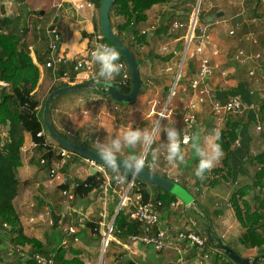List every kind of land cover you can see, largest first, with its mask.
<instances>
[{
    "label": "crops",
    "instance_id": "obj_1",
    "mask_svg": "<svg viewBox=\"0 0 264 264\" xmlns=\"http://www.w3.org/2000/svg\"><path fill=\"white\" fill-rule=\"evenodd\" d=\"M39 1L24 0L28 9L17 5L15 2L3 4L6 5V10H10L13 16L5 15L2 17H11L14 21L16 34L21 41V45L40 69L39 86L33 93V98L41 104L39 111L41 115L45 101L51 93L52 88L61 83L68 82L67 80H57L55 72L45 67V63L49 59L51 43L54 40H58L61 51L73 57L75 54L86 50L95 37H103V34L100 21L102 0H53L52 4L44 2V6H41ZM198 1L196 6V3L192 5L188 0H170L167 4L156 5L147 12V21L135 25L134 30L137 34L134 33V30H126L120 33L123 43L131 46V48L128 47L132 51L135 50V56H139L138 58L142 62L140 71L144 93L143 95L140 94L141 99L138 103L122 107L108 95L92 94L96 92L81 90L72 94L70 93L58 100L54 108L56 116L52 117V120L59 133L67 135L79 143H88L90 145L89 148L92 150H94L92 145L97 140L111 138L131 126L141 129L148 128L152 131L156 128L155 131L160 133L162 127L168 123L175 125L181 131V147L185 153L184 163L173 168L161 156L158 167L156 169H149V171L182 185L194 196L196 204L186 208L185 217L173 216L169 213L168 209L163 210L161 212L162 229H168L172 233L179 230H198L200 233H203L202 229L205 231V226L210 225L215 236L221 238L225 245H228L243 257L255 258L257 256H264V247L249 248L241 242L246 229L238 221L231 202L232 197L238 190L247 186H250L252 190L244 198V201L251 205L252 211L256 212L257 206L260 204L256 203L257 197H259L260 201L264 200V195L257 191L258 188H264V181L261 185L253 186L256 181L258 168L261 166L255 157L264 153V130L260 133L257 131V127L261 125L259 115L254 110L250 111L249 122L254 127L252 128L251 124H249L248 130L247 128L243 129L244 125L239 116H228L223 120L217 119L212 114L210 103H199L197 96L189 89L191 76L188 78L186 76L185 78L183 74L182 77L184 79L182 78L180 84H177L175 88L177 95L171 103V101L169 102L170 96L167 88L171 90L175 83L173 84L168 76H162V73L159 75L160 72H155L156 67L160 68V64L163 71L169 68L173 70L176 67V62L181 54L185 52L184 50H186L187 27L198 7ZM88 3H92V6H88ZM34 4L37 5L35 8L38 10L45 8L44 13H41V17H38L36 11L32 10L31 7ZM185 8L193 9L186 11ZM200 9V23L209 27V34L213 42L220 49L218 57L208 55L216 66L215 75L211 80L214 94L222 101L227 100L231 95L235 94L247 103L250 102L248 104H251V100H253L251 96L252 92H250L251 88H256L257 94L263 95V70L253 61L243 65L238 63L235 58L241 51L247 55L257 53L264 55V0H202ZM50 13H52V18L47 23L46 31H43L37 24ZM220 13L222 15L218 17ZM23 16H26L24 20L21 19ZM55 20H57L56 23ZM217 20L220 21L218 25L215 24ZM155 22H159V27L156 32H150L145 35L146 40L143 43L146 44L147 48L144 52L140 53L135 48L133 40H138L141 37L142 31L148 30ZM175 22L184 23L185 27L172 31L171 28ZM124 23L125 19L122 16L116 12L111 13V25L116 35L117 30ZM53 25L55 26L54 39L51 37L49 31ZM164 48H167L166 52ZM170 55L173 56L170 62H160L158 59ZM230 64L232 65V74L230 79H227V76H223L222 74L228 73L229 70L225 68ZM183 67L184 64L182 70ZM248 72L250 75L251 72L255 73L254 76L256 74L259 75V78L256 79L257 84L251 82V80H244L245 74ZM194 75H192V78ZM184 81L188 82V87L184 86ZM83 82L89 81L84 79L83 75H80L77 79V84ZM260 97L264 99V95L258 96V98ZM191 102L196 104L194 111L186 109ZM253 103L257 102L253 101ZM165 110H167L166 117L161 118L159 113ZM190 112L196 115V128L193 136H196L198 140L202 141L204 137L211 133L215 126L221 127V133H224V136L227 137L226 140L230 138V133L235 134L236 138L232 146V157L227 159L224 153L216 166L203 177L195 175L196 157L191 146L192 139L189 144H182L183 136L187 132L184 118ZM245 116L246 118L249 117L248 113ZM79 118L80 120H78ZM159 133L153 148H156L161 141L164 142L166 140V134L162 133L160 141ZM260 134L263 136L261 137ZM128 151L130 150L125 149V154ZM135 151L140 152L143 149L137 147ZM21 156L22 163L16 169V177L20 183V188L14 201L15 210L19 216L24 234L28 238L39 240L45 250L54 251L52 249L53 242L51 241L50 233L47 237V242L42 240V236L47 233L48 229L45 226V220L40 218L41 216L44 217L41 212V205L47 204L51 195L59 191L61 197L55 203L56 208L50 210V213H52L53 228H60L63 243L64 241L67 242L66 246L63 243L61 246L65 248L68 256H71L70 249L72 248L81 250L82 254L80 256H83L85 254L83 248L88 250V246H93V243L95 244L102 240L103 249L105 238L108 237V242L102 252L103 256L107 245H122L124 252L117 256L119 264H123L122 257L126 260V263L131 262L132 264L227 263L226 258H224L221 252H218L216 247L193 248L188 244L176 242L175 236L170 237L165 249L160 253H156L152 247L134 241L132 238L128 241H122L113 235V238L109 240L110 236L108 232L112 227L114 219L107 231L104 232L105 219L109 215L106 203L102 206L103 211L100 213V217L104 219V222L101 219L98 222L94 220L100 227L97 233L92 232L87 227L88 222H86V226L85 223L84 225L82 223L84 222V218H81L82 216L84 217L83 209L85 207L88 209L92 208L91 199L95 198L97 192L104 194V191L100 188L95 189L89 195H77L75 191L77 188L74 189V185L72 184L75 182H85L91 175L100 174V172L96 168H93L87 162V159L81 156H79L81 157L80 159L73 157L74 162L70 166H68V163L65 168L69 182L61 185L50 178L48 169L44 170L43 166H41V154L37 151V145L30 134L25 135V143ZM150 159L151 156L149 157ZM93 169L96 170L95 174H93ZM128 184L125 183L122 186L126 188ZM150 185L148 191L156 194L159 189L154 191L155 187L152 184ZM66 190L74 194L75 199L73 201L63 196V191ZM135 191L137 192V190ZM164 192L161 189L160 194L164 195ZM105 195L107 196L106 193ZM130 196L133 200L134 194L130 193ZM102 201L103 199L100 198L99 203ZM178 201L180 200L178 199ZM75 203L77 205L71 207V204L75 205ZM130 209L127 207L125 211L129 213ZM263 210L264 208L258 209V212L264 217ZM53 213H55L56 220L53 217ZM78 217L82 221L81 227L83 230L79 229L78 226L72 225L78 232L72 236L67 235L64 230L69 227V224L74 223L71 218L75 220ZM63 222L66 225L62 226ZM89 222L93 221L90 220ZM258 231L264 236V224ZM6 237L11 236L0 231V246ZM75 238H78L77 242H75ZM77 245L79 247H76ZM18 249L20 252L17 256L18 264H28L27 262L33 254H30L32 252L31 246H19ZM10 254L7 253V257H5L4 253H2V256L0 255V264H10ZM17 262L14 261L11 264H17Z\"/></svg>",
    "mask_w": 264,
    "mask_h": 264
},
{
    "label": "trees",
    "instance_id": "obj_2",
    "mask_svg": "<svg viewBox=\"0 0 264 264\" xmlns=\"http://www.w3.org/2000/svg\"><path fill=\"white\" fill-rule=\"evenodd\" d=\"M169 1L170 0H115L111 13L116 12L125 19V23L117 30V37L123 42L120 36L121 32L134 30L136 24L147 21V12L149 10L156 5L167 4ZM134 33L137 34L135 30ZM138 40L145 42L146 37L141 36ZM103 42L113 47L104 37ZM129 47L131 48V46ZM136 58L139 66L141 67L142 62L139 61L140 59L138 57ZM172 58L173 56L170 55L158 59L160 62H170ZM120 60L126 63L121 54ZM67 69L70 70V79L68 82L54 86L51 92L64 86L77 84V72H75L72 68L62 67L58 71L59 78L64 76L65 72L68 71ZM127 70L130 75V79L126 86L118 84L120 82L121 75L119 77H115L112 82L125 94H129L133 86L130 69L128 68ZM185 70L188 76L194 75L196 72L194 61H187L185 63L182 74H184ZM39 80L40 69L38 65L34 63L30 54H28L21 45V41L16 34L14 22L8 17L0 18V130L1 128H5L7 131V135L5 137H1L0 135V231L11 236V242L15 247L29 245L33 248L34 253H41L48 257H52L55 261L54 264H85L80 259L82 252L79 249L72 248V256L69 257L65 248L60 247L54 251H48L44 249L43 244L39 240L28 238L23 232L19 216L15 210L14 201L20 188V183L16 177V169L22 163L21 153L25 143V135L30 134L32 136L33 141L37 145V151H39L42 157H46L48 159V164L43 166L44 170L49 169L55 161V153L47 151L43 146L44 139L39 137V133L45 129L43 118L39 114L41 104L33 98V93L39 85ZM181 80L182 77L180 78L178 84H180ZM167 90L170 91L169 88H167ZM142 91L143 90H141V92ZM92 94L102 93L96 92ZM176 95L177 92L175 90V94L171 100H173ZM230 97H238L245 104L250 103H247L235 94ZM253 101L254 100H251V104H254ZM42 112L43 110L41 111V115ZM259 115L260 119L264 121V104L260 108ZM46 134L47 137L51 139L47 131ZM60 134L71 141L90 147V145L86 142L79 143L76 140H72L67 135L62 133ZM226 139L227 137L224 136V133H221L219 143L222 145L223 152L226 154L228 159L232 157V146L236 141L235 134L230 133V138L228 140ZM152 147H154V144ZM75 157H77V159L81 158L78 155ZM149 157L150 152L147 155V159H149ZM255 159L258 164L262 166V170L257 171L256 181L253 186L261 185L264 181V153L257 155ZM73 162L74 159L69 162L68 166H70ZM106 170L111 177H113L112 173L108 169ZM146 170H149V168H146ZM132 179L133 177L128 174V181L126 184H128ZM104 181V178H102L99 173L91 175L85 182H77L79 186L75 190L76 194L89 195L95 189H100L103 186ZM149 186L151 185L142 181L138 185H135L134 190L142 192L144 202H161L164 207L159 208L160 213L163 210H166L172 202L178 201L175 196L166 191L164 192V195L160 194L161 189H159L156 194L149 192ZM251 190L250 186L241 188L232 197L231 202L238 221L246 229V233L243 235L241 242L249 248H260L264 247V236L258 230L264 224V217L259 214L258 209L264 208V200L260 201L259 197H257L256 203L258 202L260 204L257 206L256 212L252 211L251 205L244 201V198ZM56 222L58 223V221ZM5 225L9 228H5ZM87 227L92 232L97 233L100 225L98 226V224L93 221L88 222ZM195 231L199 233L198 230ZM202 231L205 233L204 229H202ZM142 234V224L133 221L131 219V213H127L125 209H122L115 222L114 237L122 241H128L131 238L141 236ZM206 247L215 246L208 241ZM220 252L223 254L224 258H226V264H234L222 251ZM263 261L264 260L261 262ZM27 263L35 264L32 260H29ZM122 263L132 264L131 262L126 263V260L123 257Z\"/></svg>",
    "mask_w": 264,
    "mask_h": 264
},
{
    "label": "built area",
    "instance_id": "obj_3",
    "mask_svg": "<svg viewBox=\"0 0 264 264\" xmlns=\"http://www.w3.org/2000/svg\"><path fill=\"white\" fill-rule=\"evenodd\" d=\"M202 0L198 1V7L191 17V21L187 27L188 29V36H187V55L190 56L193 61L196 63L198 62V67L195 72L194 77L190 81V89L192 92L197 96L198 102L201 104L210 103L212 114L219 120H223L228 116H240L242 115L247 109L255 110L258 107L256 104L247 105L242 102V100L238 97H229L227 100L222 101L219 99L215 94L211 87V80L215 75L216 66L212 63L211 57L208 56L210 54L212 57H218L220 55V49L218 46L213 42L211 35L209 34V27L200 23V8H201ZM88 6H92V3H88ZM83 7V6H81ZM220 23L219 20L215 21V24L218 25ZM159 27V22H155L152 24L148 30H143L141 36H145L150 32H156ZM185 27L184 23L175 22L172 26V31H176ZM233 34V32H231ZM135 48L140 52H144L147 48L146 44L140 42L137 39L133 40ZM192 43L195 44L194 49L191 50ZM105 44L103 42V37H95L88 48L84 51H81L75 54L73 57H70L61 51V46L58 43V40H54L49 48V59L45 63V67L55 72L57 80H69L70 79V70L65 72L64 76L59 78L58 71L62 67L72 68L75 72H77V79L80 75L84 76V79L92 82V76L96 72L97 68L94 61L91 58V53L95 50L99 45ZM164 51H167V48H164ZM236 61L243 65L248 64L250 62H255L261 70H264V55L261 53H257L254 55H247L244 52H239L236 56ZM120 62L123 64V72L121 75V80L119 84L121 86H126L129 82L130 75L128 73L127 65L124 61ZM167 72L172 71V69H167ZM226 76V73L222 74ZM255 73L251 72V76H254ZM181 75L177 81L179 80ZM176 81V80H175ZM177 86V85H176ZM175 94V90L171 93ZM253 94V93H252ZM172 95V97H173ZM118 109L117 107H115ZM188 111H194L196 109V104L191 102L187 108ZM85 113V112H83ZM167 114V110L159 113L161 118H165ZM164 116V117H162ZM185 126L187 129L186 134H184L182 139V144L187 145L191 142L192 136L194 134V130L196 128V115L193 112L187 114L184 118ZM45 128V127H44ZM219 128L220 126H215L214 129ZM263 128L260 126L257 127V131L260 133ZM39 137L44 139L43 146L44 148L54 155V163L49 167L48 172L50 177L59 182L61 185L67 184L69 182V177L65 171L67 164L75 157L77 154L68 151L58 145L55 141L47 137L46 129H43L39 133ZM87 162L100 172L102 178H104V184L101 188L105 191L110 189L122 188V200L121 210L126 209L127 207L131 208V219L138 223H141L143 226V234L138 237L132 238L134 241L140 242L147 246H151L156 253L162 252L167 242L170 240V237L175 236L176 242L182 244H188L191 247H195L197 249H203L207 246L208 238L205 233H198L196 231H186V230H179L175 233H172L168 229H162L161 227V213L159 212L160 207H164L161 202L154 203V202H143V197L141 192L138 190L134 192L135 187V180L132 179L128 186L124 188L123 184H118L113 177L108 173L106 168L101 165L96 164L90 160ZM41 166H46L48 164V159L46 157L40 158ZM262 170V166L258 168V171ZM72 185L74 189L78 188V183L75 182ZM257 191L264 195V188H258ZM121 193V192H120ZM130 193L134 194V199H131ZM63 196L68 198L70 201L75 199V196L70 191H63ZM186 208L181 201H174L172 202L169 207V213L173 216H180L185 217L186 215ZM120 210V211H121ZM264 212V210H263ZM43 219V216L40 217ZM53 224V222H51ZM5 228H9L5 225ZM156 229V230H155ZM64 232L69 235L77 234V229L74 226H69L64 230ZM109 236L115 234V226L113 225L109 229ZM78 241V238H75V242ZM64 246L67 245V242L64 241ZM29 260L35 262V264H54L55 261L52 257H48L41 253H34L30 256ZM28 260V261H29ZM264 264V261L259 263Z\"/></svg>",
    "mask_w": 264,
    "mask_h": 264
},
{
    "label": "clouds",
    "instance_id": "obj_4",
    "mask_svg": "<svg viewBox=\"0 0 264 264\" xmlns=\"http://www.w3.org/2000/svg\"><path fill=\"white\" fill-rule=\"evenodd\" d=\"M91 58L97 70L91 78L90 87L110 85L114 78L119 77L123 72L120 53L109 45H99L91 53ZM162 133L166 134L164 142L161 141ZM220 136L221 130L216 128L202 141L196 136L192 137L191 146L196 157L194 171L197 177H203L223 157V147L219 143ZM159 137L161 143L153 148V144L157 141L156 132L148 128L141 129L131 126L111 138L97 140L92 147L104 168L112 173L113 179L118 184H125L128 181V174L135 177L146 168L156 169L161 156L173 168L184 163L185 153L181 147V131L175 125L168 123L162 127ZM137 147L142 148L143 151H135ZM125 149L130 151L125 154ZM149 150L150 160L147 159Z\"/></svg>",
    "mask_w": 264,
    "mask_h": 264
},
{
    "label": "water",
    "instance_id": "obj_5",
    "mask_svg": "<svg viewBox=\"0 0 264 264\" xmlns=\"http://www.w3.org/2000/svg\"><path fill=\"white\" fill-rule=\"evenodd\" d=\"M114 2L115 0H102L101 2V7H100L101 30L103 37L124 57L128 65V68L130 69L132 75V81H133L131 92L129 94H125L112 83L107 86H101V87L97 86L95 88L90 87L92 82H83L72 86H64L54 90L49 94V96L45 101V105L42 112L44 127L53 141H55L62 148L71 151L77 154L78 156H81L82 158L95 162L96 164L101 166L103 165L99 159V156L95 153L94 150H92L87 146L78 144L74 141L67 139L57 131L52 120V108L56 100H58L63 95L68 93L78 92L81 90H87L89 92H100L102 94L110 96L115 102L120 104H129V103L131 104L139 97L142 90V76H141L140 66L133 51L117 37V35L115 34L112 28L111 9L113 7ZM221 15L222 13L218 14V17H220ZM56 21L57 20H55V23ZM54 30H55V26L53 25L49 29L51 33V37L53 39L55 38ZM186 56H187V49L185 50L182 66ZM182 66L177 74L175 84L172 87V92L176 88L177 81L182 72ZM172 95L173 93L170 94L169 102L171 101ZM95 173L96 170L93 169V174ZM133 179L135 180V184H138L141 181L147 182L155 187L154 191H156L157 189H162L170 193L171 195L179 199L187 207L196 204V200L194 196L190 194L189 191H187L182 185L167 178L158 176L149 170L144 169L139 176H135L133 177ZM120 210H121V204L118 206V210L114 218V221L112 223V226L114 225ZM53 217L56 220L55 213H53ZM205 234L208 238V241L211 244H213L217 248V250L222 251L225 254V256H227L234 264H258L262 260H264V256H257L255 258L243 257L237 251H235L228 245H225L221 238L215 236L211 230L210 225L205 226ZM107 238L108 237L105 238V241L103 243V251L105 249L106 243L108 242ZM102 259H103V253H102Z\"/></svg>",
    "mask_w": 264,
    "mask_h": 264
},
{
    "label": "rangeland",
    "instance_id": "obj_6",
    "mask_svg": "<svg viewBox=\"0 0 264 264\" xmlns=\"http://www.w3.org/2000/svg\"><path fill=\"white\" fill-rule=\"evenodd\" d=\"M192 5H194L195 3V6L197 5V1L198 0H188ZM12 2H15L17 5H21V7H24V8H26V9H28L27 7H26V4L24 3V0H0V18H4V17H2V16H5V15H10V16H13L11 13H10V10L9 11H7L6 10V5H3V4H8V3H12ZM44 2H49V3H53V0H40L39 1V4L42 6L43 4H44ZM37 5L36 4H34V5H32V10H35L36 11V13L38 14V17H41L42 15H41V13H44V11H45V8H40V10H38L37 8H35ZM44 6V5H43ZM194 6V7H195ZM37 9V10H36ZM193 8H185V10L186 11H191ZM26 16H23V17H21V19L22 20H24V18H25ZM8 18H10L11 19V17H8ZM52 18V13H50L49 15H47L46 17H44L43 18V20L41 19L39 22H38V26L43 30V31H46V26H47V23L49 22V20ZM12 20V19H11ZM13 21V20H12ZM14 22V21H13ZM14 26H15V24H14ZM48 28V27H47ZM194 46H195V44L194 43H192V46H191V50H193L194 49ZM185 51V50H184ZM133 52H134V54H136V52H135V50H133ZM145 54V53H144ZM184 54H185V52H183V54H181V56L179 57V59H178V61L176 62L177 64H176V67L172 70V71H170V72H167L166 70L167 69H165V71H163V68H161V64H160V68L158 69L157 67H156V69H155V72H160V74L159 75H161V73H162V76H168L169 77V79H170V81H172V83L174 84L175 83V79H176V77H177V74H178V72H179V70H180V68H181V66H182V62H183V59H184ZM209 55V54H208ZM210 56V55H209ZM139 57V56H138ZM140 61V60H139ZM187 61H190V62H193V59L190 57V56H186V58H185V61H184V65H185V63L187 62ZM194 66H195V68H196V70H197V67H198V62H194ZM226 70L228 69L229 71H228V73H227V79H230V76H231V70H232V65L230 64V65H227L226 66V68H225ZM263 72V74H264V70L262 71ZM155 76V75H154ZM186 76H187V78L189 77L187 74H186V70L184 71V74H183V77H185L186 78ZM181 77H182V73H181ZM182 77V78H183ZM257 78H259V75H257L256 74V76H251L250 74H249V72L248 73H246L245 74V79L244 80H251V82H254L255 84H257V82H256V79ZM184 79V78H183ZM191 79H192V76H191ZM185 82V83H184ZM183 83H184V86L186 87H188V82L187 81H184ZM39 86V85H38ZM173 86V85H172ZM171 86V87H172ZM189 87H190V85H189ZM38 88V87H37ZM190 89V88H189ZM37 90V89H36ZM171 90H172V88H171ZM171 90L169 91V96H170V93H171ZM250 92H252L253 94V100L254 101H257V106L258 107H256V109L254 110L258 115H259V111H260V108L262 107V105L264 104V99H262V97H260V98H258V96H263L264 95V92H263V95H259V94H257V89L256 88H251V90H250ZM143 93H144V89H143V91L141 92V95H143ZM68 94H70V93H68ZM68 94H65V95H63L62 97H64V96H67ZM72 94V93H71ZM251 95V96H252ZM62 97H60V98H62ZM59 98V99H60ZM58 99V100H59ZM140 99H141V96L139 95V98H137L133 103H129V104H120V103H118L120 106H122V107H125V106H130V105H133V104H135V103H138L139 101H140ZM174 99H175V97H174ZM174 99L173 100H171V103H172V101H174ZM58 100H56V103H54V105H53V107L55 108V106L57 105V103H58ZM254 104H256V103H254ZM247 105H251V104H247ZM52 109V117H55L56 116V113H55V109ZM251 110L250 109H247L242 115H240L239 116V118H240V120H241V122L243 123V125H244V130L247 128V130H248V128L250 127V125L249 124H251V127L253 128L254 126H253V124L251 123V122H249V120H250V114H251V112H250ZM248 113V116L249 117H247L246 118V114ZM41 117H43V115H40ZM85 116H89V115H85ZM107 116H109V114H107ZM80 118H83V117H80ZM80 118L78 119V120H80ZM259 118H260V115H259ZM54 124V123H53ZM248 124V125H247ZM261 127L263 128L264 127V121H262L261 120ZM241 129V128H240ZM242 129V130H243ZM155 130H156V128H154V132H155ZM263 130H264V128H263ZM263 130L261 131V132H263ZM158 133L159 132H156V134H157V136H158ZM0 135H1V137H5L6 135H7V131H6V129L5 128H1V130H0ZM261 135V137L263 136L262 134H260ZM260 135H258V136H260ZM69 137V136H68ZM260 137V138H261ZM149 152H150V150H149ZM148 152V153H149ZM51 178V177H50ZM52 179V178H51ZM103 189V188H102ZM121 190V193L119 192ZM103 191H104V194L103 193H100V192H97V194H96V196H95V198H93V199H91V206H92V208H90V209H88V208H84L83 209V213H84V217L82 216L81 218H84L83 220H84V222H82V221H80V218L78 217V218H76L75 220L74 219H72L71 218V220L74 222L73 224H69V226H72V225H74V226H78V228L79 229H82L83 230V228L81 227L82 225H81V222L83 223V225H84V223H85V226H86V222H89L90 220H92V221H97L98 222V220L99 219H101V220H103V222H104V219H102V217H100V213L103 211V208H102V206H104L105 205V203H106V205H108V216H107V218L105 219V229H104V232H106L107 231V229H108V227L110 226V224L112 223V221H113V219H114V217H115V213H116V211L118 210V205H119V203L121 202V200H122V189H116V188H113V189H110V190H108V191H105L104 189H103ZM105 193L107 194V196L105 195ZM60 192L59 191H56L55 193H53L52 195H51V197L49 198V201L47 202V204H45V205H41L42 206V208H41V212L43 213V215H44V217H43V219L45 220V226L47 227V229H48V231H47V233L45 234V235H43L42 236V240H44L45 242H47V237H48V235H49V233L51 234V241L53 242V247H52V249H58V248H60V247H62L61 245H62V243H63V236H62V231H61V229L60 228H58V229H55V228H53L54 226H53V224H51V222H53V220H51V217H52V213H50V210H54L56 207H55V203L60 199ZM100 198H102L103 199V201L101 202V203H99V200H100ZM36 204H38L37 202H35ZM74 203V202H73ZM118 203V205L116 206V204ZM77 205V203H75V205H72L71 204V207H75ZM41 206H39V207H41ZM117 209V210H116ZM42 219V220H43ZM38 220V219H37ZM63 225H66L64 222L62 223V226ZM85 229H87V227H85ZM84 229V230H85ZM42 234H44V233H42ZM113 238V235H111L110 237H109V240H111ZM11 240H12V238H10V237H6V239L4 240V242H3V244L0 246V252H1V254L2 253H4V256L5 257H7V253L8 254H10L9 256H11L10 258H9V260L11 261V263H13L14 261L15 262H17V256L20 254V252L18 251L19 249H18V247H15L14 245H13V243L11 242ZM103 241V240H102ZM102 241L101 242H98V243H93V246H88L87 248H88V250L87 249H85V248H83V250H84V255L83 256H80V259L85 263V264H87V263H91V264H119L118 263V255H120V254H122L124 251H123V246L122 245H114V244H111L110 246H108L107 245V248H106V250H105V252H104V256H103V259H102V252H103V249H102ZM223 241V240H222ZM79 245V244H78ZM76 246V247H79V246ZM92 245V244H91ZM32 248V247H31ZM68 249V248H67ZM71 250V249H70ZM11 251V252H10ZM71 252V251H70ZM218 252H220L219 250H218ZM32 253H34V250H33V248H32V252L30 253V254H32ZM0 254V255H1ZM45 255V254H44ZM2 256V255H1ZM72 256V255H71ZM71 256H69V257H71ZM10 263V264H11ZM17 264H18V262H17Z\"/></svg>",
    "mask_w": 264,
    "mask_h": 264
}]
</instances>
